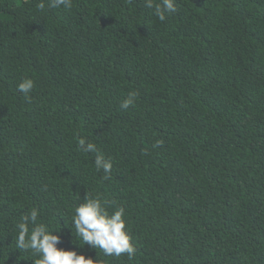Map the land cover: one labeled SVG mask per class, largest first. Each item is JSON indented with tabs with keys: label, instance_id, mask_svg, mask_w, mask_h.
<instances>
[{
	"label": "trees",
	"instance_id": "16d2710c",
	"mask_svg": "<svg viewBox=\"0 0 264 264\" xmlns=\"http://www.w3.org/2000/svg\"><path fill=\"white\" fill-rule=\"evenodd\" d=\"M175 5L0 0V264H33L16 247L32 208L96 264H264V0ZM85 194L125 209L132 258L78 238Z\"/></svg>",
	"mask_w": 264,
	"mask_h": 264
},
{
	"label": "clouds",
	"instance_id": "9594fccd",
	"mask_svg": "<svg viewBox=\"0 0 264 264\" xmlns=\"http://www.w3.org/2000/svg\"><path fill=\"white\" fill-rule=\"evenodd\" d=\"M145 5L154 10L156 15L163 21L167 14L176 11L175 0H145ZM51 7L71 8L72 0H50ZM43 2L39 4L44 9ZM34 88V81L31 78H23L17 84V90L29 98ZM137 93L130 91L122 100L120 107L128 109L134 105ZM81 150L89 153H96L94 165L97 171L102 170L104 178H109L112 170V160L106 159L98 150L95 143L87 141L84 137L78 138ZM39 211L32 208L29 213L21 216L16 224V247L17 250L31 251L36 257L33 264H96V260L85 257L75 250L58 247L60 237L44 223H37ZM125 209L117 206L109 213L106 202L100 196L85 194L84 200L76 208L72 218L76 235L83 242L95 249H100L104 256H116L127 254L132 258L135 248L130 242L131 237L125 228ZM82 244V245H83Z\"/></svg>",
	"mask_w": 264,
	"mask_h": 264
}]
</instances>
